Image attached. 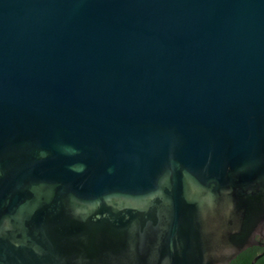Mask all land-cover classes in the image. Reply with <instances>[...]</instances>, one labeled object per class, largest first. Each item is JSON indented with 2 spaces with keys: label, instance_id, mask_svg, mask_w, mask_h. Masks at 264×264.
Instances as JSON below:
<instances>
[{
  "label": "water",
  "instance_id": "1",
  "mask_svg": "<svg viewBox=\"0 0 264 264\" xmlns=\"http://www.w3.org/2000/svg\"><path fill=\"white\" fill-rule=\"evenodd\" d=\"M263 241L264 0H0V264Z\"/></svg>",
  "mask_w": 264,
  "mask_h": 264
},
{
  "label": "trees",
  "instance_id": "2",
  "mask_svg": "<svg viewBox=\"0 0 264 264\" xmlns=\"http://www.w3.org/2000/svg\"><path fill=\"white\" fill-rule=\"evenodd\" d=\"M264 243V241L262 242ZM263 254L259 259L256 260L254 264H264V248L261 247H251L240 253L235 259H233L229 264H251L252 260Z\"/></svg>",
  "mask_w": 264,
  "mask_h": 264
}]
</instances>
